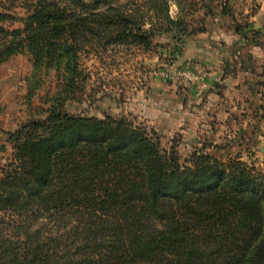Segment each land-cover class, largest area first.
Here are the masks:
<instances>
[{
    "label": "trees",
    "instance_id": "obj_1",
    "mask_svg": "<svg viewBox=\"0 0 264 264\" xmlns=\"http://www.w3.org/2000/svg\"><path fill=\"white\" fill-rule=\"evenodd\" d=\"M221 2L220 14L233 16L230 0ZM183 5L193 12L188 0H2L0 64L28 54L33 75L53 70L67 95L78 88L80 57L98 48L149 50L165 37L179 57L205 32L186 22ZM63 93L43 121L8 136L0 264H264L263 175L202 152L182 166L135 117L72 116Z\"/></svg>",
    "mask_w": 264,
    "mask_h": 264
},
{
    "label": "rangeland",
    "instance_id": "obj_2",
    "mask_svg": "<svg viewBox=\"0 0 264 264\" xmlns=\"http://www.w3.org/2000/svg\"><path fill=\"white\" fill-rule=\"evenodd\" d=\"M221 1L188 0L189 3L193 2L194 7L189 9L193 12H189L187 6L183 5L188 11L186 22L194 28L200 27L203 22L202 26L205 27L210 13L215 12L213 8L220 11ZM258 5L259 0H237L233 16H226L224 22L239 28L249 25L248 16L255 13ZM11 13L24 17V11L20 8ZM170 14L176 16L175 5H171ZM20 27L19 23H14L8 29L16 30ZM248 33L249 38H252L251 31ZM252 41L256 42L259 49L264 72V33L257 34ZM174 46L176 44L173 40L157 37L153 39V47L149 50L134 45H112L82 54L78 88L69 91L67 95L62 92L63 84L59 74L52 70L33 75L32 61L28 54L11 56L0 64V172L12 158L13 150L8 136L30 121H43L53 99L63 93L62 98H69L63 104L64 111L69 115L97 119L106 116L135 117L136 120H132L136 124L145 125L156 132L165 150L171 147L176 150L182 166H190L196 153L202 152L220 165L240 161L264 176V78L259 82L261 86L253 83L247 90L239 89L235 95L227 92L226 112L229 116L223 127L216 130L215 141L202 137L199 145L193 146L189 129L184 137H179L173 119L160 122L156 118L160 108L158 105L162 101L161 84L165 92L195 87L193 83L184 80L173 82L162 77L164 72H188L195 65L188 61L184 65L175 64L178 57L174 55ZM155 78L162 81L156 82ZM147 95L153 103L150 113H136L139 110V104L135 103L137 96ZM159 127L163 133H159Z\"/></svg>",
    "mask_w": 264,
    "mask_h": 264
},
{
    "label": "crops",
    "instance_id": "obj_3",
    "mask_svg": "<svg viewBox=\"0 0 264 264\" xmlns=\"http://www.w3.org/2000/svg\"><path fill=\"white\" fill-rule=\"evenodd\" d=\"M236 4L237 0H230L232 13ZM213 11L215 12L209 15L205 32L190 38L181 55L175 60V64L184 65L188 61L206 70L208 77L205 88L199 91L186 87L179 88V91L165 92L159 83L162 101L158 105L160 108L156 118L160 122L173 119L179 137H184L189 129L193 146H198L202 137L211 142L215 141L216 130L223 127L229 116L226 112L227 92L235 95L239 89L247 90L253 83L261 86L260 80L264 78L259 49L248 33H264V0H259L255 13L248 16L249 25L239 31L233 24L224 22L226 16H222L219 10L213 8ZM154 81L162 80L155 78ZM140 96L135 101L139 104L136 113L143 112L148 115L153 108L151 97ZM159 133H163L161 127Z\"/></svg>",
    "mask_w": 264,
    "mask_h": 264
},
{
    "label": "built area",
    "instance_id": "obj_4",
    "mask_svg": "<svg viewBox=\"0 0 264 264\" xmlns=\"http://www.w3.org/2000/svg\"><path fill=\"white\" fill-rule=\"evenodd\" d=\"M162 77L172 80L173 82H177L180 80H184L186 82H189L190 84L195 86L194 89H198L199 91H202L206 86V79H207V72L199 65H194L191 67L190 70L187 71H178L174 73H168L164 72L161 74ZM192 86V87H193Z\"/></svg>",
    "mask_w": 264,
    "mask_h": 264
}]
</instances>
